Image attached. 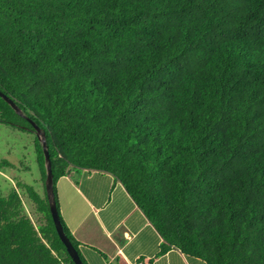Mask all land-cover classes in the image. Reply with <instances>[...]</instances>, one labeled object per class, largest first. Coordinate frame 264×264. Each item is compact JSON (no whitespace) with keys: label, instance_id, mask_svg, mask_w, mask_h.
<instances>
[{"label":"trees","instance_id":"trees-1","mask_svg":"<svg viewBox=\"0 0 264 264\" xmlns=\"http://www.w3.org/2000/svg\"><path fill=\"white\" fill-rule=\"evenodd\" d=\"M0 91L46 133L85 264L72 167L120 180L160 253L264 264V0H0ZM0 122L35 133L1 95ZM17 186L36 218L0 191V264H75L46 191Z\"/></svg>","mask_w":264,"mask_h":264},{"label":"crops","instance_id":"crops-1","mask_svg":"<svg viewBox=\"0 0 264 264\" xmlns=\"http://www.w3.org/2000/svg\"><path fill=\"white\" fill-rule=\"evenodd\" d=\"M63 218L88 264H209L171 247L113 174L72 167L57 182Z\"/></svg>","mask_w":264,"mask_h":264},{"label":"rangeland","instance_id":"rangeland-1","mask_svg":"<svg viewBox=\"0 0 264 264\" xmlns=\"http://www.w3.org/2000/svg\"><path fill=\"white\" fill-rule=\"evenodd\" d=\"M41 144L36 133L0 122V165L3 160H8L14 165L0 166V191L7 196L17 188L27 211L34 218L36 216L28 192L17 184L30 185L41 195H45V179L39 161Z\"/></svg>","mask_w":264,"mask_h":264},{"label":"water","instance_id":"water-1","mask_svg":"<svg viewBox=\"0 0 264 264\" xmlns=\"http://www.w3.org/2000/svg\"><path fill=\"white\" fill-rule=\"evenodd\" d=\"M0 95L15 109V111L20 114L21 116L27 118L32 122L34 126V130L36 135L38 136L40 142L42 143L43 147V152L45 155V166H46V179H45V185H46V193H47V198L49 201L52 217L55 223V226L57 228V231L59 233V236L61 237L62 241L65 243L67 250L69 254L72 256L75 264H85L84 261L81 258V255L79 251L75 248L73 245L72 241L66 234L56 203V197H55V191H54V174H53V169H52V160L50 156V151H49V146L46 138V133L45 131L34 121H32L20 108V106L12 100L10 97H8L6 94L2 93L0 91Z\"/></svg>","mask_w":264,"mask_h":264}]
</instances>
